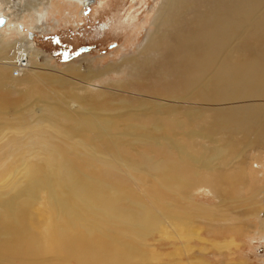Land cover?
<instances>
[{
	"label": "bare ground",
	"instance_id": "6f19581e",
	"mask_svg": "<svg viewBox=\"0 0 264 264\" xmlns=\"http://www.w3.org/2000/svg\"><path fill=\"white\" fill-rule=\"evenodd\" d=\"M8 1L0 0V17L9 20L0 37L13 34L17 40L0 41V120L9 109L19 116L25 105L51 102L50 118L65 120L58 128L61 134L77 141L88 131L93 135L86 150L74 142L68 149L45 144L52 170L44 188L58 220L56 235L50 228L43 235L22 222L25 212L15 204L17 193L0 204V264H66L63 252L80 264H101L110 237L116 240L115 254L104 256L103 264L132 262L141 254V241L164 221L177 240H190L194 233L184 229L191 225L188 212L199 205L184 199L205 187L227 201L233 186L227 183L241 175L240 151L264 143V103H251L264 101V0H162L137 56L83 76L70 68L72 77L38 63L41 53L34 40L18 32L23 22L33 31L40 28L44 10L39 2L45 0L36 5L26 1V14L12 12ZM10 49L16 52L14 67L5 65ZM110 71L127 74L125 81L96 84ZM55 93L86 114L79 112L75 119L68 109L55 106ZM97 107L106 112L95 115L99 125L91 115L99 112ZM96 147L103 152L112 148L127 170L138 175V168L163 186L167 191L158 208L127 192L109 170L107 157L93 155ZM86 155L99 168L82 164ZM36 169L31 164L25 168L27 187L41 184Z\"/></svg>",
	"mask_w": 264,
	"mask_h": 264
},
{
	"label": "rangeland",
	"instance_id": "374dc122",
	"mask_svg": "<svg viewBox=\"0 0 264 264\" xmlns=\"http://www.w3.org/2000/svg\"><path fill=\"white\" fill-rule=\"evenodd\" d=\"M26 1L31 5L37 4L36 0L8 2L9 5H14L12 12L24 11L23 14H26L24 7ZM35 1L36 3H33ZM161 1L95 0L92 5L85 8L82 3L79 4V0H45L39 2V10H44L37 25L40 28L33 31L23 22L20 23L18 32L24 34L30 42L34 40L36 50L41 53L38 63L43 64L49 71L59 76L72 77L67 74L69 73L67 70L71 68L72 71L78 70L83 76L92 71H105L111 65L137 56L147 34L152 31L155 9ZM29 34H32L33 38ZM4 36L0 37V41L4 39L7 44L17 40L13 34L6 36L4 33ZM7 55L11 58L5 61L7 63L5 65L10 64V67H14L16 52L10 49ZM29 67L30 62L27 69ZM125 76L120 72L110 71L99 78L96 84L102 86L107 82H124ZM103 89L123 94L114 89ZM129 95L137 99L154 100L143 95ZM52 97L53 104L58 105L60 109H68L73 118L77 119L79 112L86 114V111H78L79 106L61 96V93H55ZM50 103L40 106L41 108L25 105L23 107L25 113L19 116L12 115L13 111L9 109L5 119L0 120V166H5L1 170L0 204L7 203L17 193L15 204H19L25 212L22 222L31 230L43 235L48 228L56 235L58 228V220L52 217L44 188L52 170L45 160V144L68 149L74 142L86 150L93 135L88 131L78 141V138L73 141L69 136L61 134L58 128L65 120L61 116L57 120L50 118ZM97 110L98 113L94 112L91 115L94 122L99 125L100 116L95 115L106 112H101L98 107ZM93 155L107 157V166L117 177L118 183L127 192L140 196L145 205L158 208V200L161 196L164 197L167 191L163 186L149 179L138 168H136L138 175L131 169L127 170L120 164L112 148H105L103 152L101 147H96ZM240 158L241 175L227 183L233 185L232 195L227 201L216 199L209 188L205 187L199 188L192 196L184 199L192 205H199V210L188 212L191 225L184 229L192 230L194 233L190 240L185 236L181 238L182 240H177L164 221L161 228L148 235L144 242L141 241L142 255L132 262L121 261L117 264H199V261H203L204 264H264V224L259 223V220H264V143L252 144L242 149ZM92 159V156L86 155L82 164L86 162L88 168H99L98 162ZM29 164L31 170H37L38 167L40 171L38 174L39 178L41 177V184L35 181L34 187H27L24 179L25 168ZM109 241L106 254L100 257L101 264L104 256L115 254L113 245L116 240L110 237ZM53 246L56 248L59 243L51 245ZM63 256L66 264H80L71 254L63 252Z\"/></svg>",
	"mask_w": 264,
	"mask_h": 264
},
{
	"label": "water",
	"instance_id": "95a60500",
	"mask_svg": "<svg viewBox=\"0 0 264 264\" xmlns=\"http://www.w3.org/2000/svg\"><path fill=\"white\" fill-rule=\"evenodd\" d=\"M95 2V0H85L83 2V6L85 8L89 7L90 5H92ZM6 20L5 18H0V28L5 24ZM30 37H32V34H29Z\"/></svg>",
	"mask_w": 264,
	"mask_h": 264
},
{
	"label": "built area",
	"instance_id": "2783aa9c",
	"mask_svg": "<svg viewBox=\"0 0 264 264\" xmlns=\"http://www.w3.org/2000/svg\"><path fill=\"white\" fill-rule=\"evenodd\" d=\"M19 64H21L20 62H19ZM19 66V65H18Z\"/></svg>",
	"mask_w": 264,
	"mask_h": 264
}]
</instances>
